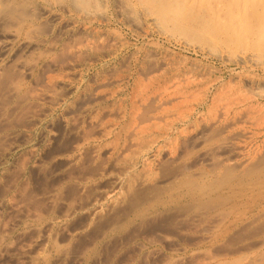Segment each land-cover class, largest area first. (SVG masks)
Masks as SVG:
<instances>
[{"label": "rangeland", "instance_id": "1", "mask_svg": "<svg viewBox=\"0 0 264 264\" xmlns=\"http://www.w3.org/2000/svg\"><path fill=\"white\" fill-rule=\"evenodd\" d=\"M80 2L0 0V264H264V0Z\"/></svg>", "mask_w": 264, "mask_h": 264}, {"label": "bare ground", "instance_id": "2", "mask_svg": "<svg viewBox=\"0 0 264 264\" xmlns=\"http://www.w3.org/2000/svg\"><path fill=\"white\" fill-rule=\"evenodd\" d=\"M4 1H5V0H4ZM12 1H13V0H12ZM21 1H22V0H21ZM77 1H79V3H82V2H80V0H77ZM44 2H45V1H44ZM75 2H76V1H75ZM157 2H159V1H157ZM163 2H164V1H163ZM73 3H74V2H73ZM151 3H152V1H151ZM18 4H19V3H18ZM75 4H76V3H75ZM71 5H72V4H71ZM162 5H163V4H162ZM165 5H166V3H165ZM73 6H75V5H73ZM73 6H72V7H73ZM0 7H1V6H0ZM160 7H161V6H160ZM25 8H26V7H25ZM126 8H128V7H126ZM161 8H162V7H161ZM173 8H175V5H174ZM17 9H18V8H17ZM17 9H16V10H17ZM128 9H129V8H128ZM169 10H170V9H169ZM157 11H158V10H157ZM1 12H2V10H1ZM3 12H4V11H3ZM14 12H15V10H14ZM19 13H24V14H25V12H19ZM131 13H132V12H131ZM12 14H13V13H12ZM17 14H18V13H17ZM54 14H55V13H54ZM165 15H166V14H165ZM6 17H7V16H6ZM165 19H166V18H165ZM162 20H164V19H162ZM8 21H9V20H8ZM140 21H141V20H140ZM13 25H14V24H13ZM152 25H153V24H152ZM15 26H17V25H15ZM7 29H9V28H7ZM14 30H15V29H14ZM17 32H18V31H17ZM14 33H15V32H14ZM7 35H8V34H7ZM14 35H15V34H14ZM3 37H4V36H3ZM28 39H29V38H28ZM5 45H6V44H5ZM4 48H5V47H4ZM0 49H1V48H0ZM34 49H35V48H34ZM129 57H130V56H129ZM172 70H173V69H172ZM141 73H142V72H141ZM138 74H139V73H138ZM158 74H159V73H158ZM186 74H187V73H186ZM138 76H139V75H138ZM164 76H165V75H164ZM157 77H158V76H157ZM139 79H140V78H139ZM173 79H174V78H173ZM132 80H133V79H132ZM142 80H143V79H142ZM164 80H165V79H164ZM166 80H167V79H166ZM166 80H165V81H166ZM174 80H175V79H174ZM179 80H180V79H179ZM179 80H178V81H179ZM137 81H138V80H137ZM162 81H163V80H162ZM167 81H168V80H167ZM175 81H176V80H175ZM186 81H188V80H185V82H186ZM197 81H198V80H197ZM141 82H142V81H141ZM144 82H146V81H144ZM198 82H199V81H198ZM4 83H5V82H4ZM4 83H3V84H4ZM146 83H147V82H146ZM164 83H165V82H164ZM176 83H177V82H176ZM183 83H184V82H183ZM140 84H141V83H140ZM151 84H152V82H151ZM169 84H170V83H169ZM178 84H179V83H178ZM208 84H209V83H208ZM208 84H207V85H208ZM149 85H150V84H149ZM201 85H202V84H201ZM3 86H4V85H3ZM146 86H147V85H146ZM157 86H158V85H157ZM162 86H163V85H162ZM168 86H169V85H168ZM177 86H178V85H177ZM183 86H184V85H183ZM185 86H186V85H185ZM187 86H188V85H187ZM134 87H135V86H134ZM163 87H164V86H163ZM204 87H205V86H204ZM140 88H141V87H140ZM144 88H145V87H144ZM169 89H171V88H169ZM197 89H198V87H197ZM219 89H220V88H219ZM256 89H259V88H256ZM155 90H156V89H155ZM164 90H165V89H164ZM176 90H177V89H176ZM181 90H182V88H181ZM199 90H200V89H199ZM199 90H198V91H199ZM142 91H143V90H142ZM204 91H205V90H204ZM218 91H219V90H218ZM218 91H217V92H218ZM138 92H139V91H138ZM154 92H155V91H154ZM221 92H222V91H221ZM223 92H224V91H223ZM228 92H229V91H228ZM257 92H258V91H257ZM143 93H144V92H143ZM155 93H156V92H155ZM172 93H173V92H172ZM186 93H187V92H186ZM190 93H191V92H190ZM218 93L221 94L220 92H218ZM226 93H227V92H226ZM232 93H233V92H232ZM254 93H255V89H254ZM177 94H178V92H177ZM181 94H183V93H181ZM233 94H235V93H233ZM148 95H149V94H148ZM154 95H155V94H153V96H154ZM191 95H192V94H191ZM254 95L256 96V94H254ZM189 96H190V94L188 95V97H189ZM197 96H198V95H196V97H197ZM200 96H201V95H200ZM203 96H204V94H203ZM213 96H214V95H213ZM235 96H236V95H235ZM235 96H234V97H235ZM240 96H242V95H240ZM248 96H249V95H248ZM158 97H159V96H158ZM176 97H177V96H176ZM188 97H187V98H188ZM194 97H195V96H194ZM232 97H233V96H232ZM191 98H192V97H191ZM199 99H200V98H199ZM212 99H213V98H212ZM214 99H216V97H215ZM214 99H213V100H214ZM217 99H218V98H217ZM229 99H231V98H229ZM236 99H238V97L235 98V100H236ZM248 99H249V98H248ZM200 100H201V99H200ZM226 100L229 101L228 99H226ZM226 100H225V101H226ZM221 101H222V100H221ZM231 101H232V99H231ZM237 101H238V100H237ZM177 102H178V101H177ZM189 102H190V101H189ZM192 102H193V101H192ZM215 102H216V100H215ZM215 102H214V104H215ZM222 102H223V101H222ZM229 102H230V101H229ZM233 102H235V101L233 100ZM173 103H174V101H173ZM217 103H218V102H217ZM226 103H227V102H226ZM235 103H236V102H235ZM255 103H256V102H255ZM174 104H175V103H174ZM185 104H186V103H185ZM172 106H174V105H172ZM218 106H219V105H218ZM222 106H223V105H222ZM225 106H228V105H225ZM134 108H135V107H134ZM183 108H184V107H183ZM221 108H222V107H221ZM243 108H244V107H243ZM174 109H175V108H174ZM228 109H229V108H228ZM179 110H181V109H179ZM259 110H260V109H259ZM259 110H257V112H258ZM176 111H177V110H176ZM226 111H227V110H226ZM235 111H236V110H235ZM255 111H256V110H255ZM255 111H254V112H255ZM245 112H246V111H245ZM118 113H119V112H118ZM224 113H225V112H224ZM237 113H238V112H237ZM239 113H240V112H239ZM242 113H243V112H242ZM255 113H256V112H255ZM255 113H254V114H255ZM116 114H117V113H116ZM120 114H121V113H120ZM135 114H136V113H135ZM221 114H222V113H221ZM232 114H233V113H232ZM243 114H244V113H243ZM261 114H262V113H261ZM263 114H264V113H263ZM128 115H129V114H128ZM133 115H134V114H133ZM133 115H131V116H133ZM177 115H178V114H177ZM118 116H119V115H118ZM180 116H181V115H180ZM245 116H246V115H245ZM263 116H264V115H263ZM258 117H259V116H258ZM118 118H119V117H118ZM133 118H134V117H133ZM179 118H180V117H179ZM182 118H183V117H182ZM229 118H230V117H229ZM261 118H262V117H261ZM206 119H207V118H206ZM210 119H211V118H210ZM257 119H258V118H257ZM262 119H263V118H262ZM119 120H120V118H119ZM138 120H139V119H138ZM180 120H181V119H180ZM187 120H188V119H187ZM189 120H190V119H189ZM174 121H175V119H174ZM206 121H209V120H206ZM245 121H246V120H245ZM247 121H248V120H247ZM257 121H258V120H257ZM137 123H138V122H137ZM246 123H247V122H246ZM246 123H245V124H246ZM259 123H260V122H259ZM168 124H171V123H168ZM136 125H137V124H136ZM261 125H262V124H261ZM131 126H132V125H131ZM140 126H141V125H140ZM144 126H145V125H144ZM168 126H169V125H168ZM146 127H147V126H146ZM121 128H122V127H121ZM127 128H128V127H127ZM130 128H131V127H130ZM139 128H141V127H139ZM165 128H166V127H165ZM135 129H136V126H135ZM166 129H167V128H166ZM107 130H108V129H107ZM138 130H139V129H138ZM144 130H145V129H144ZM220 130H221V129H220ZM108 131H109V130H108ZM142 131H143V130H142ZM155 131H156V130H155ZM181 132H183V131H181ZM181 132H180V133H181ZM135 133H136V132H135ZM144 133H145V132H144ZM180 133H179V134H180ZM260 133H261V132H260ZM139 134H140V133H138V135H139ZM141 134H142V133H141ZM117 136H119V135H117ZM139 136H140V135H139ZM155 137H157V136H155ZM122 138H123V137H122ZM151 138H152V137H150V139H151ZM153 138H154V137H153ZM158 138H159V137H158ZM124 139H125V137H124ZM139 139H140V138H139ZM146 139H147V138H146ZM110 140H111V139H110ZM116 140H117V138H116ZM118 140H119V139H118ZM147 140H148V139H147ZM263 140H264V139H263ZM152 141L154 142V140H152ZM106 142H107V141H106ZM112 142H113V141H112ZM143 142H144V140H143ZM145 142H146V141H145ZM171 142H172V141H171ZM108 143H110V142H108ZM114 143H115V142H114ZM146 143H147V142H146ZM150 143H152V142H150ZM110 144H111V143H110ZM116 144H117V142H116ZM127 144H128V143H127ZM148 144H149V143H148ZM102 145H103V144H102ZM149 146H150V144H149ZM151 146H152V144H151ZM263 146H264V145H263ZM118 147H119V146H118ZM146 147H147V146H146ZM255 147H256V146H255ZM255 147H254V148H255ZM137 148H138V147H137ZM142 148H143V147H142ZM145 149H146V148H145ZM252 149H253V148H252ZM262 149H263V148H262ZM253 151H254V150H253ZM260 151H261V150H260ZM132 153H133V152H132ZM134 153H135V152H134ZM138 153H139V152H138ZM129 154H130V153H129ZM144 154H145V153H144ZM141 155H142V154H141ZM254 155H255V154H254ZM257 155H258V154H257ZM257 155H256V156H257ZM128 156H129V155H128ZM256 156H254V157H256ZM261 156H263V155H261ZM263 157H264V156H263ZM256 158H257V157H256ZM144 159H145V158H144ZM144 159H143V160H144ZM204 159H205V158H204ZM254 159H255V158H254ZM254 159H253V160H254ZM172 160H173V159H172ZM144 162H145V161H144ZM172 162H173V161H172ZM200 162H201V161H200ZM259 162H260V161H259ZM124 163H125V162H124ZM128 163H129V162H128ZM132 163H133V162H132ZM145 163H146V162H145ZM184 163H185V162H184ZM206 164H207V163H206ZM206 164H205V165H206ZM217 164H218V163H217ZM256 164H257V162H256ZM258 164H259V163H258ZM262 164H263V163H262ZM149 165H150V164H149ZM186 165H187V164H186ZM251 166H252V165H251ZM129 167H130V166H129ZM206 167H207V166H206ZM229 167H230V166H229ZM229 167L226 168V169H228L227 172H226V170H224L225 168L223 169V170L226 172V174L223 175V177L225 176L224 179H220V177L218 176V177H219V180H220L218 183H220V182L225 183V182H227V181H230V178L232 179V178L234 177V176L232 177V175H233V171H234V170H231V171H230L231 168L229 169ZM247 167H248V166H247ZM247 167H246V169H248ZM249 167H250V166H249ZM252 167H253V166H252ZM252 167L250 168V169H252V170H251V171L249 170L250 173L247 174V173L244 172V174L240 175V176L242 177L241 179L245 178V175H246V174L248 175V177H249V176H252V175L254 174V170L256 169V167H255V169H253L254 167H253V168H252ZM126 168H127V167H126ZM148 168H149V167H148ZM208 168H209V167H208ZM210 168H211V167H210ZM127 169H128V168H127ZM173 169H174V168H173ZM218 169H219V168H218ZM146 170H147V169H146ZM176 170H177V169H176ZM187 170H188V169H187ZM221 170H222V169H221ZM223 170H222V171H223ZM257 170H258V168H257ZM174 171H175V170H174ZM210 171H211V170H210ZM246 171H247V170H246ZM150 172H153V171H150ZM168 172H169V171H168ZM171 172H172V171H171ZM217 172H218V171H217ZM225 172H223V173H225ZM255 172H257V171L255 170ZM123 173H124V171H123ZM146 173H147V172H146ZM169 173H170V172H169ZM180 173H181V172H180ZM196 173H197V172H196ZM198 173H199V172H198ZM198 173H197V174H198ZM212 173H213V172H212ZM200 174H201V173H200ZM208 174H209V173H207L206 175H208ZM213 174H214V173H213ZM213 174H212V177H213ZM215 174H218V175L220 174V175H221V172H220V173H216V172H215ZM174 175H175V174H174ZM195 175H196V174H195ZM127 176H128V175H127ZM137 176H138V175H137ZM185 176H186V175L183 176L184 178L182 177L184 180L189 176V174H188V176H186V177H185ZM192 176H193V175H192ZM132 177H133V176H132ZM139 177H140V175H139ZM144 177H145V176H144ZM173 177H174V176H173ZM193 177H194V176H193ZM201 177H203V176H201ZM204 177H206V176L204 175ZM188 178H190V177H188ZM207 178H208V177H207ZM207 178H205V179L207 180ZM131 179H132V178H131ZM192 179H193V178H192ZM202 179H203V178H202ZM202 179H201V180H202ZM211 179H212V178H211ZM213 179H214V178H213ZM247 179H248V178H247ZM132 180H133V179H132ZM139 180H140V179H139ZM184 180L182 181V179H181V181H182V182L180 181V182H181V185H183V184L186 185L185 181L187 182V180H185V181H184ZM188 180H190V179H188ZM193 180H194L195 182L198 181V180H195V179H193ZM206 180H204V181L201 182L200 179H199L200 183L198 182V185H199L200 188L202 187L203 190H207V191H208L210 188L214 187L215 184H212L211 182L207 183ZM125 181H126V180H125ZM133 181H135V180H133ZM208 181H209V180H208ZM215 181H216V180H215ZM217 181H218V180H217ZM128 182H131V181H128ZM192 182H193V181H192ZM192 182H191V181L189 182L190 185H192V184H191ZM124 183H125V182H124ZM216 183H217V182H216ZM218 183H217V184H218ZM130 184H131V183H130ZM194 184H195V183H194ZM196 184H197V183H196ZM196 184H195V185H196ZM181 185H180V186H181ZM218 185H219V184H218ZM188 186H189V184H188ZM132 187H134V186H132ZM152 187H153V186H152ZM154 187H155V186H154ZM189 187H190V186H189ZM194 187L197 188V186H194ZM150 188H151V187H150ZM158 188H159V187H158ZM196 188H195V189H196ZM130 189H131V188H130ZM156 189H157V187H156ZM162 189H163V188H162ZM187 189H188V188H187ZM190 189H191V188H190ZM197 189H198V188H197ZM197 189H196V190H197ZM157 190H158V189H157ZM198 190H199V189H198ZM201 190H202V189H201ZM162 191H163V190H162ZM209 191H210V190H209ZM126 192H127V191H126ZM126 192H125V194H126ZM141 193H142V192H141ZM154 193H155V192H154ZM174 193H175V192H174ZM179 193L181 194L182 192H179ZM148 194H149V193H148ZM155 194H156V193H155ZM176 196H177V194H176ZM220 197H221V196H220ZM218 198H219V197H218ZM133 199H134V198H133ZM216 200H217V199H216ZM219 200H220V199H219ZM135 201H136V200H135ZM212 203H213V202H212ZM200 204H201V203H200ZM206 204H207V203H206ZM190 206H191V205H190ZM190 206H189V207H190ZM197 206H198V205H197ZM202 206H204V205H202ZM218 206H219V205H218ZM191 207H192V206H191ZM210 207H211V206H210ZM215 207H216V206H215ZM197 208H198V207H197ZM188 209H189V208H188ZM201 209H202V208H201ZM207 209H209V208H207ZM207 209H206V210H207ZM203 210H204V209H203ZM188 211H189V210H188ZM188 211H187V212H188ZM202 212H203V211H202ZM204 212H205V210H204ZM230 212H231V211H230ZM199 213H200V212H199ZM115 216H116V215H115ZM261 216H262V215H261ZM210 217H212V216H210ZM224 217H225V216H224ZM216 218H218V217H216ZM218 220H219V219H218ZM215 221H216V220H215ZM216 222H217V221H216ZM176 250H177V249H176ZM155 260H156V259H155ZM180 260H181V259H180ZM187 260H188V259H187ZM185 264H186V263H185Z\"/></svg>", "mask_w": 264, "mask_h": 264}]
</instances>
